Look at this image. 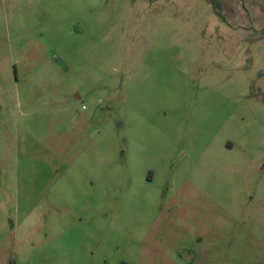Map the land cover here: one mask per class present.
<instances>
[{
    "label": "rangeland",
    "instance_id": "obj_1",
    "mask_svg": "<svg viewBox=\"0 0 264 264\" xmlns=\"http://www.w3.org/2000/svg\"><path fill=\"white\" fill-rule=\"evenodd\" d=\"M216 1L0 0V264H264V0Z\"/></svg>",
    "mask_w": 264,
    "mask_h": 264
},
{
    "label": "trees",
    "instance_id": "obj_2",
    "mask_svg": "<svg viewBox=\"0 0 264 264\" xmlns=\"http://www.w3.org/2000/svg\"><path fill=\"white\" fill-rule=\"evenodd\" d=\"M208 2H211V1H214V0H207ZM217 2V1H216ZM212 7H213V10H214V12H215V14L219 17V18H221V19H223L224 20V17H223V15L221 14V3H220V1L218 0V2H217V4H212Z\"/></svg>",
    "mask_w": 264,
    "mask_h": 264
}]
</instances>
